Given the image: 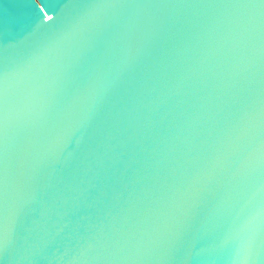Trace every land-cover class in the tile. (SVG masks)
Returning a JSON list of instances; mask_svg holds the SVG:
<instances>
[{"label": "water", "instance_id": "95a60500", "mask_svg": "<svg viewBox=\"0 0 264 264\" xmlns=\"http://www.w3.org/2000/svg\"><path fill=\"white\" fill-rule=\"evenodd\" d=\"M0 264H264V0H0Z\"/></svg>", "mask_w": 264, "mask_h": 264}]
</instances>
